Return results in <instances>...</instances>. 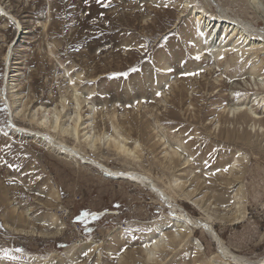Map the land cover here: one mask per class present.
Masks as SVG:
<instances>
[{
  "label": "rangeland",
  "instance_id": "rangeland-1",
  "mask_svg": "<svg viewBox=\"0 0 264 264\" xmlns=\"http://www.w3.org/2000/svg\"><path fill=\"white\" fill-rule=\"evenodd\" d=\"M217 1L228 14L264 30L246 0ZM187 4L195 10L180 12ZM200 5V0H111L109 7L97 0H0L23 29L10 51L17 35L12 22L0 17V250H9L8 257L0 251V264H228L217 254L210 228L245 263L263 259L264 137L249 129L247 117L227 109L244 102L264 123V82L249 76L246 64L217 63L220 57L214 59L200 39H208L213 24L199 31L194 15L200 11L207 22L218 11ZM218 29L211 32L220 34ZM224 36H211L208 43L225 47L231 38L222 42ZM256 64V75L264 74V61ZM261 91L263 102L252 103ZM52 107L60 114L57 126L67 129L76 112L81 115L85 124L82 129L79 122L78 130L86 136L80 141L57 135L58 127L48 129L51 114L45 130L55 146L59 139L82 151L86 163L17 131H45L37 126L38 114ZM92 132L112 135L129 149L138 146V158L103 141L89 148ZM179 148L185 160L165 159L166 151ZM234 160L238 170L229 173ZM102 167L150 179L135 184ZM175 179L185 183L183 192L164 185ZM159 189L173 197L171 203ZM193 202L210 204L211 210ZM174 209L198 225L173 249L165 244L157 256L148 255L145 248L154 239L175 233ZM70 246L71 257L65 255Z\"/></svg>",
  "mask_w": 264,
  "mask_h": 264
},
{
  "label": "bare ground",
  "instance_id": "bare-ground-1",
  "mask_svg": "<svg viewBox=\"0 0 264 264\" xmlns=\"http://www.w3.org/2000/svg\"><path fill=\"white\" fill-rule=\"evenodd\" d=\"M191 2H196V0H190V3ZM246 2L248 3L249 8L253 9V11L255 10V12H258L260 14L262 20L264 21V0H246ZM200 4H201L200 7L203 8V11L204 10L210 11L209 8L211 6L217 8V11H218L217 12L218 16H214V17L211 16L212 18H210V19H212V20L209 19V20H207V22H206L207 17L205 18L203 14H199L200 11H199V13H197V15H196V13L194 15L195 21L197 22V28L199 29V31L205 32L206 30H208L209 26L211 24H213L212 27L208 30V32H210L208 39L206 37H201L200 39H201V43H203V45L207 44L209 46L208 47L209 50H212L211 52L213 54L214 59H217L220 57L219 58L220 60L218 59L217 63L222 61L225 65H229V66L239 65L241 63L246 64V65H248V68L251 70V73H248V75L249 76H256L257 78H259V80L264 82V74L259 73L258 75H256V73H255L256 72L255 66L258 64V63L256 64V62L258 60L260 62L264 61V30H258L257 31L255 29V27L251 24L250 21H245L239 17L237 18L236 16L228 14L227 12H225V10H223L222 3L217 1V0H200ZM186 9H187V7H184L180 12H184ZM192 10H195V8H190L188 10V12L189 11L191 12ZM0 13H1L0 14L1 18H3V17L7 18V19H9L10 22H12V24L14 26V30H15L16 35H17L16 36L17 42L15 41L16 44L15 45L11 44L12 45L10 47L11 50L9 49L10 51H12L16 46H18L19 41L22 39L21 35L23 34V29H22L19 21L17 19H14L12 16L8 15L4 10L1 9V7H0ZM218 27H219V29L221 27L222 28L219 30ZM212 29H214V30L218 29V31H220V34H216V33H218L217 31L211 32ZM224 33H225V36H224L222 42H224V40H226L228 38H231V39L228 40L225 47H217V48L213 49L214 44H212V42L208 43V40H210L209 38L212 36L213 38L219 40L220 36L223 35ZM255 38H256V40H255ZM210 45H212V49H210ZM10 51H8L7 54H5V59L8 62H9V59H11L10 58ZM221 57H223V58H221ZM250 58H252V59H250ZM244 59H245V61L241 62V60H244ZM253 60H256V61H254V63H252ZM262 90L264 91V83L262 85ZM74 95L76 96L77 94H74ZM262 96H263L262 91H261V93L255 94L254 98L252 99V103L254 102L258 105H259V103H262L263 102ZM75 100H76V106L78 109V108H80L79 102L77 101L76 97H75ZM263 104L264 103H262L261 105H263ZM245 107H246V104H244V102H241L240 104H238L236 106L234 105V106L229 107V108L227 107L228 108L227 110L233 115L239 114V115H243V116L247 117L248 121H249V125H248L249 129H251V131H253L255 133L256 137H258V134H261L264 137V127H263L264 123H263L261 117L259 118V115L252 112L249 109L246 110ZM223 108H225V107H223ZM37 113L38 112L36 110L31 115H35ZM49 114H51L54 117V119H53L51 126L48 127V129L55 130L56 127L60 128V132L56 133L57 135H63L64 136L66 134L70 137L71 136L74 137V139L76 141H80L81 137L84 138V136H86V133H84V135L80 137V134L82 132L78 130L79 129V122H80L81 127H83V124H85V123L82 124V121H81L82 118L78 112H76L75 119L72 120L73 125L70 127V129H67L66 127H63V125L57 126V122L59 120L60 114L56 109H53V107L47 108V109L39 112L38 115H40V117L37 121L38 127L42 128L43 130H45V128H47L46 123H47V118H48ZM82 129H84V127ZM113 130L115 133H118L115 128H113ZM17 131L21 132L22 135L30 134L32 137L42 139L47 144H50V146L58 148L61 151V153L64 154V157L66 156L68 159H72L75 161H81V162H83L86 159L85 154L81 153L82 151H79L74 146H69L66 143L64 144L63 142L59 141V139H56L57 142H56V146H55L54 142L52 141L53 137L51 136V134H49V131H47V130L40 132V131H29L27 129L24 130V129L18 128ZM87 137L89 139V141L87 142V145H90L89 148L95 149L96 148L95 143L96 142L101 143V141H103V143L105 145H112L114 147L115 152L122 153L123 155L125 154L128 158H131V157L133 159L138 158V156L136 155L137 154L136 150H137L138 146L129 149L128 147H125V144H124V146H123V144L119 145L120 141H118L112 135L104 133V135H102L100 137V136H98L92 132V134H90V136H87ZM123 139L127 140V138H125V137H123ZM245 141H247V140H245ZM134 144H136V142ZM183 153H184V150L181 148L175 149V150L170 149V150L165 152V159L173 161V159L177 158L179 160L182 159V161H183L186 159L183 156ZM234 161L235 162H233L231 164V168H229L230 169L229 173H232L233 171L238 170L236 165L239 162L236 160H234ZM89 162L96 164L98 166H102L99 163L94 162V161H89ZM96 169H98V168H96ZM102 171L105 173L108 172V174H111V175H120L121 174V176H120L121 178L128 177L129 180L135 184L148 183V182H145V180L150 179L149 176L145 177L146 173L143 174V173H139V172H136L133 170H124L123 172H119V171L112 170V169L107 168V167H105V168L102 167ZM164 185L168 188V190L174 191L176 193V190H178V191L180 190L183 192V187H184L185 183L184 182L183 183L178 182V180L175 179L171 183L168 181L164 182ZM153 190H154V188H153ZM159 191L161 193H163V197H164L166 202H170V203L172 202L173 197L171 195H168L167 193H165V191H163L161 189H159ZM193 203L196 206L200 207L197 203H195V202H193ZM235 205H236V203H235ZM172 206L174 207L175 205L171 204L170 208ZM238 207H240V206H238ZM238 207H236V208H238ZM200 208L201 209L204 208L205 211L211 210L210 204H209V207L205 206L203 208L202 207H200ZM171 211H175V213H176L175 214L176 215L175 216V220H176L175 222L178 226L176 227L175 233L166 234L165 238H162V236H160V238L154 239L153 242L148 245V246H151L152 248L148 249V246L145 248L146 250H148V255H154L155 256L156 251L158 252V251L164 250L163 247H165V244H167V246L170 249H173L174 244L178 245L179 242L182 241L184 238L189 237V232L192 231L193 228H195V226L198 225V224H195V222L197 223L196 220L190 218L186 214H183V213L180 214L177 209H174ZM241 212L242 211L240 210V208H238L236 211V213H239V216H242L243 212L242 213ZM238 218H240V217H236L235 219H238ZM241 218H243V216ZM203 224L208 225L206 223H203ZM205 228H207V227H205ZM208 232L211 234L213 241L216 243V245L218 247L217 254L219 255V257L222 260H224V259L227 260L228 264H264V257H263V259L259 260L258 262L252 263L253 262L252 261L251 263H245L244 261H242V257L236 256L235 254H233L226 246L223 247L219 237H217L213 233L211 228L208 229ZM176 240H179V242L176 243ZM72 253H73V246L67 247V249L65 250V255L71 257ZM88 254H90V253H88ZM148 255H147V258L149 257ZM159 258L160 257L158 256L157 260H159ZM154 262H156V261H154Z\"/></svg>",
  "mask_w": 264,
  "mask_h": 264
},
{
  "label": "snow or ice",
  "instance_id": "snow-or-ice-1",
  "mask_svg": "<svg viewBox=\"0 0 264 264\" xmlns=\"http://www.w3.org/2000/svg\"><path fill=\"white\" fill-rule=\"evenodd\" d=\"M85 2H87V0H85ZM110 2H111V0H108L107 3H103L102 0H97V3H98V4H102L103 7H109V6H110ZM165 6H167V5H165ZM184 7L191 8L192 5H191V4L181 5V8H184ZM197 7H199L198 4H197ZM201 10H203V9H201ZM141 47H146V46L141 45ZM221 58H223V57H221ZM196 59H200V56H197ZM135 70H136V69H130V71H135ZM169 71H171V69H169ZM190 75H198V73H191ZM157 95L159 96V95H161V93L158 92ZM237 95H239V93H237ZM9 166L11 167V165H9ZM225 171H226V169H225ZM117 207H118V205H117ZM0 251L3 252V255H4L5 257H8V256H9V250H8L7 248L2 249V250H0ZM16 251H22V249H16ZM84 255L87 256L88 253L85 252Z\"/></svg>",
  "mask_w": 264,
  "mask_h": 264
}]
</instances>
